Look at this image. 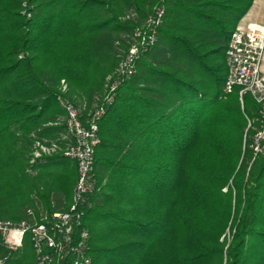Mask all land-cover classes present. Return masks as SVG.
<instances>
[{
	"label": "trees",
	"instance_id": "obj_1",
	"mask_svg": "<svg viewBox=\"0 0 264 264\" xmlns=\"http://www.w3.org/2000/svg\"><path fill=\"white\" fill-rule=\"evenodd\" d=\"M255 0H0V220L64 212L78 181L61 154L66 96L86 115L136 28L160 5L158 42L99 123L93 264H264V152L252 95L225 96L230 40ZM62 118V119H61ZM4 264H36L0 245Z\"/></svg>",
	"mask_w": 264,
	"mask_h": 264
},
{
	"label": "built area",
	"instance_id": "obj_2",
	"mask_svg": "<svg viewBox=\"0 0 264 264\" xmlns=\"http://www.w3.org/2000/svg\"><path fill=\"white\" fill-rule=\"evenodd\" d=\"M165 11L156 8L143 26L138 27L122 50L119 66L108 76L104 93L96 99L93 109L86 115L66 94L68 85L61 82L58 102L65 111L66 134L57 141H39L35 145L31 165L45 156L61 154L77 163L78 181L73 202L64 212L44 215L40 221L33 211L31 220L19 224L0 220V245L9 251L22 248L27 234L36 255V264H93L91 233L85 225L86 214L92 207L91 199L97 191L94 173L96 149L100 145L99 123L114 104L119 87L138 72L140 59L158 42V29ZM264 24L241 23L234 32L227 49L228 76L223 94L228 96L239 88L243 105L244 96L252 95L260 106V116L249 121V128L258 123L253 138L255 155L264 152ZM85 109V108H84ZM12 233L17 234L11 238Z\"/></svg>",
	"mask_w": 264,
	"mask_h": 264
},
{
	"label": "crops",
	"instance_id": "obj_3",
	"mask_svg": "<svg viewBox=\"0 0 264 264\" xmlns=\"http://www.w3.org/2000/svg\"><path fill=\"white\" fill-rule=\"evenodd\" d=\"M242 23H258L264 24V0H255L253 7L243 19ZM262 71L264 73V62L262 64ZM81 108V107H80ZM82 110H85L82 108ZM65 118H63V123ZM63 136V134L61 135Z\"/></svg>",
	"mask_w": 264,
	"mask_h": 264
},
{
	"label": "bare ground",
	"instance_id": "obj_4",
	"mask_svg": "<svg viewBox=\"0 0 264 264\" xmlns=\"http://www.w3.org/2000/svg\"><path fill=\"white\" fill-rule=\"evenodd\" d=\"M16 235L17 234H15V233H12V235H11V238L13 239V238H15L16 237Z\"/></svg>",
	"mask_w": 264,
	"mask_h": 264
},
{
	"label": "rangeland",
	"instance_id": "obj_5",
	"mask_svg": "<svg viewBox=\"0 0 264 264\" xmlns=\"http://www.w3.org/2000/svg\"><path fill=\"white\" fill-rule=\"evenodd\" d=\"M61 119H62V118H61ZM65 134H66V133H64L63 136H64ZM63 136H62V137H63ZM0 264H4V262L0 260Z\"/></svg>",
	"mask_w": 264,
	"mask_h": 264
}]
</instances>
